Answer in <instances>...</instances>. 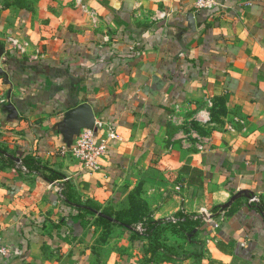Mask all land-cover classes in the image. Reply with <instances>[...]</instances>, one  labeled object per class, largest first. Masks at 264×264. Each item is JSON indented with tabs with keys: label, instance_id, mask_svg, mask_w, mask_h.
Listing matches in <instances>:
<instances>
[{
	"label": "crops",
	"instance_id": "obj_1",
	"mask_svg": "<svg viewBox=\"0 0 264 264\" xmlns=\"http://www.w3.org/2000/svg\"><path fill=\"white\" fill-rule=\"evenodd\" d=\"M194 2L2 12L0 264H264V0ZM83 102L115 135L93 172L58 154Z\"/></svg>",
	"mask_w": 264,
	"mask_h": 264
},
{
	"label": "built area",
	"instance_id": "obj_2",
	"mask_svg": "<svg viewBox=\"0 0 264 264\" xmlns=\"http://www.w3.org/2000/svg\"><path fill=\"white\" fill-rule=\"evenodd\" d=\"M218 3V0H195L194 6L196 9L211 8ZM9 42L13 48L21 51H25V48L21 46V43L11 37ZM115 135L112 132L105 134L100 130V127L96 124V129H82L80 135L71 144L64 143L59 149L58 154L61 156H70L78 160L86 171L93 172L100 170L102 167V160L110 151L112 145V139ZM69 181V177L62 178L53 183L58 192H62L66 189V183ZM209 213H206L202 219L207 220ZM180 218L169 217L168 221L177 223ZM182 220V219H181ZM139 229V228H138ZM143 230V229H142ZM9 246L2 243L0 238V258H5L11 254Z\"/></svg>",
	"mask_w": 264,
	"mask_h": 264
},
{
	"label": "water",
	"instance_id": "obj_3",
	"mask_svg": "<svg viewBox=\"0 0 264 264\" xmlns=\"http://www.w3.org/2000/svg\"><path fill=\"white\" fill-rule=\"evenodd\" d=\"M190 20L192 16H188ZM4 54V49L0 48V74H6V71L1 66V56ZM7 110L12 114L17 115L18 111L13 104L7 106ZM96 113L93 106L89 102L80 103L70 109H68L62 120L58 124L60 133L63 136L64 142L67 145H71L76 138L80 135L82 129H96ZM242 196L252 198L253 193L250 190H242L232 196V198L222 208L225 209L233 204L234 201ZM112 219V218H111Z\"/></svg>",
	"mask_w": 264,
	"mask_h": 264
},
{
	"label": "rangeland",
	"instance_id": "obj_4",
	"mask_svg": "<svg viewBox=\"0 0 264 264\" xmlns=\"http://www.w3.org/2000/svg\"><path fill=\"white\" fill-rule=\"evenodd\" d=\"M86 3H88V0H0V13H16L21 9H26L32 13L33 19L47 18L50 20L60 15L62 17L63 14H65L64 16H68L72 12L74 13L75 10L78 11ZM78 12H75V14H79ZM148 197L144 198L141 196V198H144L142 211H145L150 203L158 199L157 195Z\"/></svg>",
	"mask_w": 264,
	"mask_h": 264
},
{
	"label": "trees",
	"instance_id": "obj_5",
	"mask_svg": "<svg viewBox=\"0 0 264 264\" xmlns=\"http://www.w3.org/2000/svg\"><path fill=\"white\" fill-rule=\"evenodd\" d=\"M1 14H2V12L0 13V18H1ZM124 228H127V225H124ZM2 243L6 245V242H4L3 240H2Z\"/></svg>",
	"mask_w": 264,
	"mask_h": 264
}]
</instances>
